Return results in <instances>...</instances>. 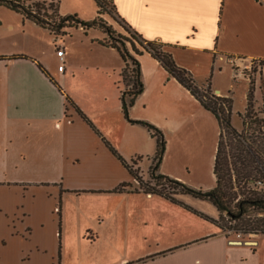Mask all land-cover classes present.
Instances as JSON below:
<instances>
[{"label":"crops","instance_id":"obj_1","mask_svg":"<svg viewBox=\"0 0 264 264\" xmlns=\"http://www.w3.org/2000/svg\"><path fill=\"white\" fill-rule=\"evenodd\" d=\"M111 1L132 30L166 45L180 68L232 100L231 124L245 131L248 91L244 109L235 114L234 92L223 93L216 81L225 71L240 78L237 69L264 62V0ZM59 2L62 16L97 18L94 0ZM106 38L98 29L82 28L55 37L0 7V264H264V235L254 239L256 245L231 243L210 201L179 196L178 205L140 190L128 166L150 177L157 143L124 117L125 63L101 45ZM51 42L55 53L65 52L63 71L51 73L48 65L42 70ZM55 60L60 67L57 54ZM139 61L144 92L130 118L150 123L171 141L184 136L185 120L149 100L151 90L172 83L197 111L207 110L149 53ZM87 70L105 85L70 87ZM240 80L248 87L247 79ZM254 108L264 118V100L254 99ZM167 159L158 171L164 176ZM121 186L124 191L116 192Z\"/></svg>","mask_w":264,"mask_h":264},{"label":"trees","instance_id":"obj_2","mask_svg":"<svg viewBox=\"0 0 264 264\" xmlns=\"http://www.w3.org/2000/svg\"><path fill=\"white\" fill-rule=\"evenodd\" d=\"M94 1L98 6V15L95 20L90 22L81 20L77 15L62 16L59 11V0H0V7L21 15L24 21H30L40 28L48 30L55 37H65L69 35L70 30L78 28H82L86 32L91 29L104 32L107 38L100 42L101 45L115 49L125 63V69L122 72L125 90L121 95L124 117L131 124H139L145 127L157 143L154 165L150 170L151 179L155 182L154 187L144 185L139 175L128 166L133 177L139 182L140 190L146 194L162 196L178 205H182L177 200L179 196H190L210 201L220 213V219H223L226 214L230 221L245 224L246 233L264 235V218L246 219L251 212L264 215V190H257L252 187V181L264 177V143L259 142V139L248 143L244 132L239 133L232 126V100L216 96L209 84L205 90H201L192 74L176 64L173 55L168 52L167 46L158 42H148L132 30L118 16L111 0ZM104 16H108L118 23L124 29L125 34L117 32L104 19ZM144 53H149L156 59L218 120L220 136L213 167L216 186L210 191L204 192L193 189L179 180L159 174L158 171L166 152L163 133L148 122L134 121L130 118L131 108L144 92L142 69L139 61V57ZM247 98L248 112L254 108V96L251 91ZM261 119L253 122L259 129L261 124H264V118ZM245 124L247 125L246 122ZM226 136H230L232 143H235L234 147L232 146L235 153L228 154L226 152L224 146ZM109 148L125 164V161L114 149ZM122 191H124V186L116 190V192Z\"/></svg>","mask_w":264,"mask_h":264},{"label":"rangeland","instance_id":"obj_3","mask_svg":"<svg viewBox=\"0 0 264 264\" xmlns=\"http://www.w3.org/2000/svg\"><path fill=\"white\" fill-rule=\"evenodd\" d=\"M72 34L74 35L76 32ZM64 41L67 45L70 40L66 38ZM77 41V35H75L71 42L74 44ZM44 56L46 62L42 64L43 66L41 65L44 71H46V65L51 68V73L56 69L59 70L58 62L55 60L56 53L53 42H51L50 48H47ZM237 70L235 74L240 75V78L233 77L230 71H225L219 76L218 81H216L219 83L223 93H227L229 89L230 92H234L236 96L234 107L235 114L238 111L241 112L245 107L243 97L245 90L248 91L247 93L251 91L254 99H256L259 104L264 100V74L262 75L264 72V62H254L249 69H244L241 72H237ZM241 78L243 81H245V79L248 80V87H246V83L240 80ZM194 79L201 90L206 89V85H208L205 84L206 80H201L196 77H194ZM207 80L210 81L211 79L207 78ZM203 83L205 85H201ZM73 85L75 88L79 89L85 86L91 91L105 84L95 76L94 70H87V73H85V76L81 78L79 82L74 80L70 83V87ZM216 96H219V94ZM181 97L180 91L177 90L172 83L169 84L165 82L159 84L157 89L151 90L147 95L149 100L155 99L159 105L174 110L178 118H182L186 122L184 129L187 131V134L184 136L174 137V141H171L163 134L166 142L165 156H168L164 166V173L167 174L168 177L179 180L193 189L202 190L204 192L210 191L215 188L213 163L217 149V136L215 132L218 130L217 125H215V118L207 111H197L196 107L191 105L189 101L183 100ZM202 112L205 116H203ZM238 115L239 114L234 118L236 124L240 123L237 119ZM243 118L247 123L244 135L247 137L248 143L255 139H259V142L261 141L264 143V124H261L260 129L257 125L253 124L254 121L262 120L259 112L253 108V110L251 109L246 112ZM209 122L211 123L210 125H208ZM213 123L216 127H213ZM234 145L235 143H232L231 137L226 136L224 139V146L228 154L235 153L232 149ZM140 178L144 185L150 187L155 186V182L151 179V176H141ZM157 189L159 190L160 188ZM248 218L255 220L257 218H264V215L251 212L249 217H246V219ZM219 222L225 234L230 239H235L234 233L239 229L241 232L245 233V235L247 234L245 232V229H247L245 224L242 222L230 221L226 214L223 216V219H219ZM247 238V236L244 237V239Z\"/></svg>","mask_w":264,"mask_h":264},{"label":"built area","instance_id":"obj_4","mask_svg":"<svg viewBox=\"0 0 264 264\" xmlns=\"http://www.w3.org/2000/svg\"><path fill=\"white\" fill-rule=\"evenodd\" d=\"M60 62L62 65L59 67L60 71L64 70V57H65V52L63 49L59 48L56 52ZM252 187L257 190H264V177L258 178L256 181H252ZM235 232V231H234ZM235 239L231 241V243H236V244H244V245H256V242L254 241L255 238H257L259 235L255 233H245L241 231H237L234 233ZM247 236V239H244V237Z\"/></svg>","mask_w":264,"mask_h":264}]
</instances>
